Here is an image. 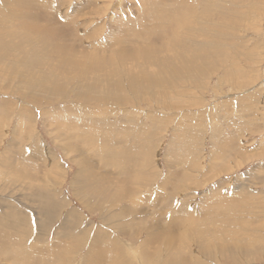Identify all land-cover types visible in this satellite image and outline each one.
Wrapping results in <instances>:
<instances>
[{
    "label": "rangeland",
    "instance_id": "374dc122",
    "mask_svg": "<svg viewBox=\"0 0 264 264\" xmlns=\"http://www.w3.org/2000/svg\"><path fill=\"white\" fill-rule=\"evenodd\" d=\"M186 5L195 11L190 14L193 17L181 14V20L195 21L194 16L210 14L209 21L217 25L215 33L202 34L200 27L209 29L211 25L198 23L194 28L199 34L190 36L196 40L187 36L183 46L182 35H178L183 30L177 29L171 51L166 52L167 37L176 29L175 6L187 10ZM34 13L38 20L29 19ZM158 26L154 32H143ZM52 28L62 32L61 39L73 40L78 51L83 48L94 58L99 52L98 61L117 63L123 62L106 48L111 39L117 37L125 48L138 49L146 42L139 41L138 47L130 43L132 32L151 34V60L147 55L135 62L132 56L140 52L125 54L128 63L118 67L123 69L122 77L127 76L124 69L129 67L130 76H137L138 71V75L154 73L167 82L169 71L154 60L167 56L173 68L180 64L171 56L177 52L192 53L195 62L188 70L174 72L173 79H195L197 72L203 74L193 85L166 90L163 100L154 95L155 90L131 95L128 104L80 96L76 81L81 75L75 78L73 73L64 72L60 77L52 55L49 60L40 55L47 46L44 37ZM187 32L190 34L189 29ZM208 51L213 52L210 55ZM41 67L49 70L51 79L39 78L44 72ZM105 76L102 71L93 72L84 82L94 85V78ZM50 81L62 93L49 91L46 84ZM170 104L181 108L166 107ZM95 118H105L106 123L95 124L89 131L99 137L84 156L57 140L58 123L74 126L78 119ZM116 129L127 132L128 139L108 131H120ZM105 145L121 151L114 156L117 165L126 157L123 152L140 150L135 163L141 168L129 167L134 188L129 202L140 201L147 220L160 224L141 222V229L129 235L125 228H115L126 215L134 214L135 218L139 214H127L125 202L113 206L112 185L101 175L119 169L109 163ZM173 150L182 161L173 159ZM85 162L90 166L83 168ZM170 173L178 174L180 180L169 181ZM31 175L35 177L29 185ZM85 181H90L89 188ZM106 183L109 190L102 188ZM177 185L182 189L173 192L174 199H166ZM243 185L247 186L244 191ZM53 189L57 195L52 194ZM208 190L216 192L205 197ZM157 194L161 197L158 201ZM101 203L107 205L101 221L114 217L106 230L116 239L113 251L119 257L118 264H144L142 256L148 259L142 253L145 246L148 251L157 246L146 245V236L156 238L158 232L171 228L178 231L176 237L183 248L173 253L177 256L194 255L192 261L200 264H264V0H0V264H57L56 253L64 255L65 264H92L91 256L99 264L101 254H89L81 227L93 230L101 226L97 211ZM65 205L75 214H69ZM112 206L114 214L109 212ZM248 239L257 242L251 246L252 256L243 249ZM221 240L229 251L226 257L213 248ZM171 247L166 243L163 254L155 260L165 264ZM235 256L237 259L232 258Z\"/></svg>",
    "mask_w": 264,
    "mask_h": 264
},
{
    "label": "bare ground",
    "instance_id": "6f19581e",
    "mask_svg": "<svg viewBox=\"0 0 264 264\" xmlns=\"http://www.w3.org/2000/svg\"><path fill=\"white\" fill-rule=\"evenodd\" d=\"M28 5H29V3H25L24 6H26L27 8H30V6L28 7ZM186 6L188 7L187 10H185L184 8H181L179 6L178 7L175 6L174 13H175L176 17L174 20H175V24H176V29H175V31H171L167 37V39H168L167 41L169 43L167 45H165V47H164L166 52L171 51L170 46L172 45V40L174 38L175 33L177 32V29H179L178 32L183 30V32H181V34H178V35H182V36H180V38H181L182 44H184L183 42L184 41L186 42L187 41L186 39H188L187 36L189 38H194V39L196 38V37H193L194 35L192 37H190V36H191V33L197 32L198 23L203 22L206 26L211 25L209 29H206L203 26H201L200 29H202L204 31V32H202V34H207V31L208 32L213 31V29L217 26L216 24L211 23L214 21H211V22L209 21V20H211L210 14H206L204 17H201V18L194 16V17H196L195 21L184 22L183 19L181 20V14L184 13V14L190 15L191 13H193L195 11V9H193L190 5L189 6L186 5ZM193 7H195V6L193 5ZM178 12H179V14H178ZM190 16L193 17V15H190ZM30 17H31V18H29L30 20H32V19L38 20L37 13L32 14ZM44 18L46 19V17H44ZM199 19L201 20V22L197 21ZM229 19H231V18H229ZM46 20H48V19H46ZM209 22H210V24H209ZM232 22L236 23V21H232ZM218 23H220V22L218 21ZM222 24H223V22H222ZM52 26L56 27L55 25H53V22H52ZM160 26H162V24ZM160 26H158L156 28H151L149 30L148 29L144 30L143 32H146L147 34H149V32L156 31V29L159 28ZM194 27H197V28H194ZM54 29L55 28L49 29V35L44 37V38H46L47 46L43 47L40 50V55L45 57L48 60H49L48 56L50 54L52 55V64H53V66H55L59 70L60 77H62L64 75V72L73 73L75 78L81 75V77H79L76 81V83H77V94L80 96L95 97V99H97L101 102H106V103L115 102V103L128 104L129 99H132L131 95H133V94L138 95L140 92L144 95V94L149 93V91L155 90L156 94H154V95H156L157 98H160L161 100H163L162 97H164L163 94L165 93L166 90H168V89L171 90V87H177L178 88L179 86H182V85H188V84L193 85L195 80H197L198 76L203 74L201 72H197L195 74V79H186V80H182V81L179 79H173L174 72H177L178 70H182V69L188 70L190 68V63L195 62L192 53L189 56H187L188 54L186 55V54H183V52H177L171 56L180 60V64L178 66H174L173 68L171 66V62L169 61L170 58L167 56H163L160 59L154 60V62H159L165 70L169 71V76L171 79L168 80L167 82L165 80L162 81L163 78L160 76L156 77V75L154 73H151V74L145 73L142 75H138L141 73V71H138L137 76L136 75H133L134 77L130 76L129 72H128L129 67L127 69H124V73H126L127 76L122 77L121 72H123V69L118 70V67H120V66L124 67L123 64H125L126 62L128 63L125 54H132L135 52H140L141 54H139V53L133 54L132 57H134L135 62H137L141 56L145 57L147 55H149L147 57V60H151L150 54H152L154 52V50L151 47L152 45L150 44L151 43L150 37H152L151 34L148 36H145L143 34L140 35L138 33L132 32L133 36H134V40L133 41L130 40V43H132L133 45L138 47L139 41H145L146 42V45H144L145 46L144 48L141 47L138 49H135L132 47H129V49L125 48L124 43H122L121 40H118L119 38H117V37H115L116 39L115 38L111 39V41L109 42V45L106 48H107L109 54L112 53V51L114 53H117V56L119 57V61L123 62V63H117L118 61H116V60H109V62L98 61L97 58H100L102 55V53H99V52L93 54L97 57V58L96 57L94 58L91 56V53L83 52L84 50L82 47H81L82 50L78 51V46L77 47L75 46V44L73 43V40H70V39L67 40L66 38L61 39L62 35H63L62 32L59 30L54 31ZM187 29H189L190 34L187 32ZM40 32L43 33L44 31L42 29H40ZM184 34L185 35L187 34V35L185 36ZM219 34H221V33H219ZM209 39H211V38H209ZM221 41H222V39H221ZM191 43H192V41L189 42V44H191ZM112 46H115V47H112ZM183 46H185V44ZM215 46L216 45H214V48H215ZM158 52L159 53L162 52V47L158 49ZM212 52L213 51H210V52L208 51V54L211 55ZM37 67H39V66H37ZM41 68L44 69V72H41V76L39 78L51 79L53 75L52 74L50 75V72H48L49 70L46 67H41ZM97 71H99V72L102 71L103 73H105L106 74L105 78H103L101 80H97L98 78L97 79L94 78V80L97 81V82H95L94 85L93 84L90 85L89 82L88 83L84 82V80L91 79L88 77H90L93 72H96V74H97ZM94 76H95V74H94ZM96 83H99V84H96ZM46 85H48L50 87V89H48L49 87L45 86L46 89H48L49 91H52L55 93H62V90L59 88V86H52V85H55V82L50 81ZM43 89H45V88H43ZM86 91L91 93V94H87ZM180 96L183 97V92H181ZM178 99H179V97H178ZM85 101L88 102L87 100H85ZM166 107L178 108V109L181 108V106H175V105H171V104L167 105ZM36 108H40V106H37ZM100 122L106 123L105 118H102L101 120H97L95 118L93 121H83L82 119H78L74 122L75 123L74 126H71V124H69V123H58V125H55V129L57 131L56 132L57 140L58 141H60V140L64 141L67 145V148L70 151L78 153L79 156H84L85 153H87V151L89 150L90 146L92 144L95 145L98 142V137H99L98 134L96 132L90 133L89 131L93 129L92 127H94L95 124H99ZM71 127L76 128L78 132H75L74 130H72ZM116 130H120V131H118V132L112 131V130H108V131L112 134L117 135L118 137H127V139H128L127 132L123 131L122 129H116ZM135 143H139V140H138V142L136 141ZM196 143H197V141H196ZM105 148H106V149H104V151L106 152L105 155L110 157L109 163L111 164V166L113 168L119 169V171H116L114 173L115 175L110 174V173L101 175V179H108L112 185V190H110L109 192L113 193V197H112V200L114 203L113 206H115V204L117 202L118 203L125 202V211L127 214L132 213L133 211H136L137 214H139V215H135V218L133 216L134 214L130 215V216L126 215V218L121 220L120 224L116 225L115 228H117V227L125 228L126 234L129 235L130 231H139L141 229V222L152 221V222L159 223L158 220H147L148 218L145 215V211L142 209V204L140 201H139V203L134 202V201L129 202V194L132 193L130 191L134 190V188L131 187L132 177H130V174H129L131 171L130 168H133V167H136L137 169L141 168L138 163H135V158H136L135 155L137 154L136 151L138 152L139 149L138 150L136 149L134 151L135 153H133V154L131 153V149H130V151L123 152V154H125L126 157L123 160H120L119 165H117L115 162L114 156L119 155L121 153V151L120 150H114L112 147H110L108 145H105ZM174 151L175 150L172 151L173 152V159L174 160L179 159V161H182L181 156L179 154H175ZM129 154H130V159H129ZM97 155H98V153H97ZM166 157H167V155H166ZM172 161H169V162H172ZM87 166H90V165H88L85 162V165L83 166V168H85ZM88 173H91V172L89 171ZM90 175H92V174H90ZM90 175H88V176H90ZM33 176L34 175H31V177H28L29 178V183H28L29 185H32L31 180H32ZM177 177H178V174L170 173L168 175L167 179H169V181H171V180H175V181L178 180L179 181L180 179H178L179 177L178 178ZM25 178H22V179H25ZM89 182L90 181H85V183H88L86 185V188H89ZM9 185H12L11 182L9 183ZM162 185L163 186H160L161 188L164 187V184H162ZM244 185L241 188L242 191L246 190V188H247V186H244ZM102 188H103V190H109L107 183ZM181 189H182V185H177L175 188L172 189V192L166 196V199L167 198H169V200L174 199V195L176 193H173V192H175V191L179 192ZM210 191L213 194L216 192L215 190H213V191L208 190L206 192L205 197L207 195H209ZM96 193L99 194L97 191H96ZM52 194L57 195V192L55 189L52 190ZM131 196H132V194H131ZM159 196L160 195L157 194V196H156L157 201L161 199V197H159ZM21 197L23 199V197H24L23 193H21ZM21 201H20L21 205H23L27 209H31L30 207L22 204ZM27 201L30 204V201L29 200H27ZM152 203H154V201H152ZM67 206L68 205H65L66 211L69 214H75V211L73 209H67ZM113 206L111 207V210L109 211L112 214H114ZM151 206H153V204H151ZM106 208H107V205L103 206V203L98 205V209H97L98 216H99L98 220H99L101 226L100 227H94L96 229H93V230H92V227L91 228H89L88 226H86L84 228L81 227V230L83 231V235H84L82 238H86L85 243H87L86 247H88L90 250L89 254H92L91 251L95 255H97L98 252L101 254V258L99 259V264H101V262H105V261H108L105 264H118L119 263V261H118L119 257L117 255H115V253L113 251V249L117 247L116 239H115V237H112L113 235L106 230L107 228H109V224L113 223L114 220L112 218H114V217L106 218V219L101 221V218L103 219V217L106 215V214L103 215L102 211ZM38 216L39 215L36 214L37 223L40 219ZM109 219H112V220L109 221ZM131 219H134V221ZM77 220H78V223L81 225L82 220L80 219V217H78ZM129 220H131L130 224H129ZM90 223L92 226V222H90ZM154 225H156V224H154ZM145 227H143V228H145ZM38 229L39 228H37V230ZM91 232H92V236L90 235L91 237H89L88 235ZM169 232L173 236H171L169 234ZM176 235H178V231H176L175 228H171L167 231L163 230L161 232H158L156 238L145 235L146 240H147L146 245L150 246L153 244H157V246L151 247L155 251H148L146 246L144 248V251L143 250H142L143 252L141 251L143 254L148 255V259L144 256H142V258H141V259H143L144 264H160L156 261L157 259L155 260V257H156V255H158L159 253H161L162 251L165 250L166 243H168V248L170 246H172V247L167 250L169 255H167L168 257L165 259V264H200V263H202L200 261L198 263L196 261H192L194 259V255H190V257H187L184 255L177 256V255L173 254V253H177L183 249L180 247V243L177 240ZM221 241L222 242H218L217 247H213V248H214V250L218 249L220 256L226 257L229 255V251L226 250V244L224 243V240H221ZM248 241L249 242H245L243 244L244 245L243 249H244L245 253L247 254V256H252V249L253 248L251 246L253 244L256 245L257 242H256V240H250V239H248ZM209 242H213V240H210ZM100 246L105 247V249L104 248H101V249L97 248ZM184 248H187V246H184ZM202 250L203 249L201 248V251ZM234 250H235V252H238V247L234 246ZM253 253H254V251H253ZM161 254H163V253H161ZM230 254L231 255L234 254V251H232L231 249H230ZM56 255L58 256V258L55 260L56 263L57 264H65L64 255H59V253H56ZM202 257H204V256H202ZM237 257L238 256H235L232 258L237 259ZM5 262H8V261H5ZM1 263H3V262H1ZM68 263H69V261H68ZM90 263L97 264L96 260L92 256H91ZM161 264H162V262H161Z\"/></svg>",
    "mask_w": 264,
    "mask_h": 264
}]
</instances>
